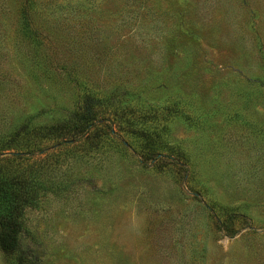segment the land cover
<instances>
[{
  "label": "rangeland",
  "instance_id": "rangeland-1",
  "mask_svg": "<svg viewBox=\"0 0 264 264\" xmlns=\"http://www.w3.org/2000/svg\"><path fill=\"white\" fill-rule=\"evenodd\" d=\"M12 137L48 188L0 264H264V0H0Z\"/></svg>",
  "mask_w": 264,
  "mask_h": 264
},
{
  "label": "trees",
  "instance_id": "trees-1",
  "mask_svg": "<svg viewBox=\"0 0 264 264\" xmlns=\"http://www.w3.org/2000/svg\"><path fill=\"white\" fill-rule=\"evenodd\" d=\"M88 108L85 107L82 120L90 123L93 117ZM57 136L60 141L65 140V136ZM10 143L0 150V249L7 255L16 253L21 259L23 214L26 208L37 205L48 188L43 177L48 168L49 153L39 148L36 140L12 137ZM21 151H28L30 158L36 152L37 157L34 160L27 157L25 162L20 159L23 154Z\"/></svg>",
  "mask_w": 264,
  "mask_h": 264
}]
</instances>
